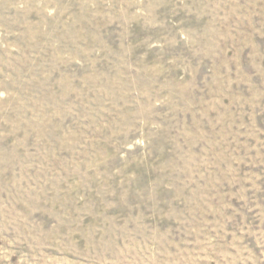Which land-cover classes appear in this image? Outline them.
I'll return each instance as SVG.
<instances>
[{"label":"rangeland","instance_id":"374dc122","mask_svg":"<svg viewBox=\"0 0 264 264\" xmlns=\"http://www.w3.org/2000/svg\"><path fill=\"white\" fill-rule=\"evenodd\" d=\"M0 264H264V0H0Z\"/></svg>","mask_w":264,"mask_h":264}]
</instances>
